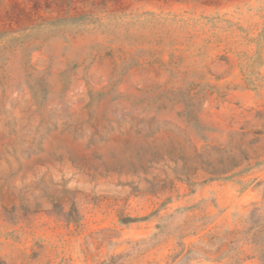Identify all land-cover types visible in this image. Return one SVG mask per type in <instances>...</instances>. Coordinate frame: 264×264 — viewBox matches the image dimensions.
I'll use <instances>...</instances> for the list:
<instances>
[{"label":"rangeland","instance_id":"1","mask_svg":"<svg viewBox=\"0 0 264 264\" xmlns=\"http://www.w3.org/2000/svg\"><path fill=\"white\" fill-rule=\"evenodd\" d=\"M0 264H264V0H0Z\"/></svg>","mask_w":264,"mask_h":264},{"label":"trees","instance_id":"2","mask_svg":"<svg viewBox=\"0 0 264 264\" xmlns=\"http://www.w3.org/2000/svg\"><path fill=\"white\" fill-rule=\"evenodd\" d=\"M236 165H234L235 167ZM230 169V168H229ZM228 168H223L222 170H212L211 173H215V174H219V173H225V172H228ZM262 222L259 221V222H256V224H254V227H259L261 226Z\"/></svg>","mask_w":264,"mask_h":264}]
</instances>
